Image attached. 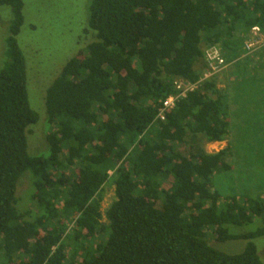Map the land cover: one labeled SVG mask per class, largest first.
<instances>
[{"label": "trees", "instance_id": "obj_1", "mask_svg": "<svg viewBox=\"0 0 264 264\" xmlns=\"http://www.w3.org/2000/svg\"><path fill=\"white\" fill-rule=\"evenodd\" d=\"M0 5L15 14L0 70V264H264L255 243L264 189L223 195L217 182L232 169V141L213 153L204 145L230 137L240 97L216 77L199 81L208 47L238 62L245 34L264 33V0H91L92 40L46 90L40 154L29 151L39 114L17 40L24 4ZM179 81L199 85L161 119ZM107 183L115 198L103 213ZM260 218L255 231L241 230ZM229 240L247 245L230 254L214 244Z\"/></svg>", "mask_w": 264, "mask_h": 264}, {"label": "rangeland", "instance_id": "obj_2", "mask_svg": "<svg viewBox=\"0 0 264 264\" xmlns=\"http://www.w3.org/2000/svg\"><path fill=\"white\" fill-rule=\"evenodd\" d=\"M22 1L24 4V21L17 35V40L26 59L30 105L39 114V121L31 125L30 128L37 126L28 136L29 151L32 154H40L48 148L46 136L49 132V124L46 120V90L59 75L64 65L72 57L77 56L80 51H83L92 40L93 35L86 34L85 30L89 26V5L91 0ZM14 15L13 7L0 5V70L8 61L7 40L11 35L10 27ZM89 31L94 32L93 30ZM259 34L262 35L264 33L260 32ZM245 36L246 38L242 41L243 50L241 53L243 55L238 58L239 61H231L233 59L228 56V60L232 62L229 76H238L237 72L239 70L240 74H245L244 77L242 76L243 81L244 79L245 81L240 90L242 92L241 95H237V87L236 85L233 86L234 96L240 97V117L238 120L233 118L236 122H232L231 135L222 143L223 145L213 146L210 142L204 143L208 151L215 152L226 148L229 144L226 141H232L228 152V161L232 165V169L222 171L217 184L223 195H235L238 199L245 197L246 192L250 189L252 190L251 193L248 192L250 195H256L255 192L259 194L260 189H264V144L262 143V138L264 137V67L262 70H252V75L247 74V72L250 73L251 69L249 66L254 60L250 53L244 57L248 53L246 42L254 38L252 29ZM260 44H264V42ZM262 48H264V45ZM252 53L255 55L256 50L252 51ZM228 60L227 63L229 64ZM247 67H249V71H247ZM224 70L225 68L213 76L217 78L220 86L222 85V79L228 78V75L220 78ZM233 104H236L233 108L234 110L238 104ZM172 180V178H169L164 187L168 189ZM220 180L223 181L220 182ZM30 185V175L26 174L19 181V193L23 194L30 190ZM114 198L115 186L113 183H107L104 188L103 213ZM17 207L21 208L19 203ZM27 207L30 208L29 206ZM103 220L107 222L105 217ZM72 224V222L69 223V230L74 229ZM261 226L262 218L246 225L241 230L250 232ZM211 241H217L215 235L212 236ZM255 243L264 261V236L255 239ZM214 244L222 251L236 254L244 251L247 241L229 240Z\"/></svg>", "mask_w": 264, "mask_h": 264}, {"label": "built area", "instance_id": "obj_3", "mask_svg": "<svg viewBox=\"0 0 264 264\" xmlns=\"http://www.w3.org/2000/svg\"><path fill=\"white\" fill-rule=\"evenodd\" d=\"M252 31L254 35H258L261 32L260 28L257 26L254 27ZM258 44H259L258 40L256 41L248 40L245 44L246 49L248 50V53H251ZM205 61L207 64V68L205 69L199 81H204L206 79L213 77L214 75L220 73V71H222L227 65V62L223 56L221 48L218 47V45H213L206 49ZM198 85H199L198 83H189V82L179 81L177 88L181 91V93L178 96L170 95L164 100L163 106L161 107L160 112H159V117L161 119H164L166 116V113L175 107L177 99L180 96H186L188 91H192L196 89Z\"/></svg>", "mask_w": 264, "mask_h": 264}, {"label": "crops", "instance_id": "obj_4", "mask_svg": "<svg viewBox=\"0 0 264 264\" xmlns=\"http://www.w3.org/2000/svg\"><path fill=\"white\" fill-rule=\"evenodd\" d=\"M250 40H254V41H256V40H258V41H260V43H262V42H264V34H262V35H254V38L253 39H250ZM259 43V44H260ZM263 45L264 44H260V45H257L255 48H254V50L253 51H255L256 50V53H255V55L252 53H250V55H252V58L254 59L253 60V63L252 64H250V65H252V66H254V65H256L257 67H258V70H262L263 69V66H264V48H262L263 47ZM259 52V54H257ZM249 53H246V55L244 56V57H246L247 55H248ZM243 55V54H242ZM231 67H232V62H230L229 64L227 63V65H226V67H225V70L223 71V73L221 74V77L220 78H224L226 75H228V78L227 77H225V79H222V81H221V86H220V83H219V87L220 88H227L228 86H229V84L231 83V86L233 87L234 85H236V87H237V94L238 95H241L242 94V92L240 91L241 89H242V86H243V84H241V82L239 81V82H233V80H232V76H229V74H230V72H231ZM241 84V85H240ZM240 86V87H239ZM231 93H233L234 94V89H232V92ZM243 97V96H242ZM235 106V105H234ZM230 134H231V132H230ZM223 142H225V141H218V142H210L211 144H213V146H216V145H223L222 143ZM226 142H228V141H226ZM206 148V147H205ZM207 150V149H206ZM208 151V150H207ZM218 151H220V150H216L215 152H218ZM208 152H211V153H213L211 150L210 151H208Z\"/></svg>", "mask_w": 264, "mask_h": 264}, {"label": "clouds", "instance_id": "obj_5", "mask_svg": "<svg viewBox=\"0 0 264 264\" xmlns=\"http://www.w3.org/2000/svg\"><path fill=\"white\" fill-rule=\"evenodd\" d=\"M253 29V28H252Z\"/></svg>", "mask_w": 264, "mask_h": 264}]
</instances>
